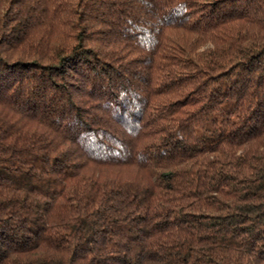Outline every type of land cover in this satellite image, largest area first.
<instances>
[{
	"label": "trees",
	"instance_id": "obj_1",
	"mask_svg": "<svg viewBox=\"0 0 264 264\" xmlns=\"http://www.w3.org/2000/svg\"><path fill=\"white\" fill-rule=\"evenodd\" d=\"M0 264H264V0H0Z\"/></svg>",
	"mask_w": 264,
	"mask_h": 264
}]
</instances>
